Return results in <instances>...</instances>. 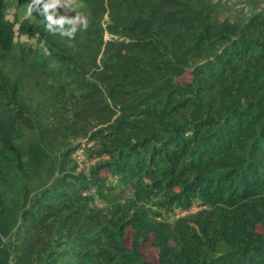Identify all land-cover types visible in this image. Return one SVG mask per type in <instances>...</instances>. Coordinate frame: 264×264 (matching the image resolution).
Wrapping results in <instances>:
<instances>
[{
  "label": "trees",
  "instance_id": "obj_1",
  "mask_svg": "<svg viewBox=\"0 0 264 264\" xmlns=\"http://www.w3.org/2000/svg\"><path fill=\"white\" fill-rule=\"evenodd\" d=\"M12 1L0 264H264V10L239 21L220 18L230 0H76L89 28L69 40L9 20Z\"/></svg>",
  "mask_w": 264,
  "mask_h": 264
},
{
  "label": "rangeland",
  "instance_id": "obj_2",
  "mask_svg": "<svg viewBox=\"0 0 264 264\" xmlns=\"http://www.w3.org/2000/svg\"><path fill=\"white\" fill-rule=\"evenodd\" d=\"M30 2L31 0H13L8 11V19L15 23L22 21L23 19H30L32 22H42L44 20V17H42L38 12H34L32 16L27 15L28 5ZM230 2L231 5H228L230 7L221 11V19L230 17L234 20L241 21V18H243V16L246 17L247 9H249L250 12L255 10H264V0H230ZM78 7L79 6L77 5L76 0H72V10H68V12H65L64 8H60L59 12L61 15L64 14L73 16V13L78 11ZM79 14L85 17L84 14ZM21 39L31 44L34 43V40H29L25 36L21 37ZM184 79L186 80L187 78ZM78 143H81L82 148L76 152L74 158L80 165L81 169H87L91 164L94 163V161L88 159V156L86 154V148H88L89 146L84 140L74 142V145ZM96 205L100 208H105L106 203L103 200L97 198ZM199 209L200 208L195 205L188 211L177 210L170 217H168V220L172 222L190 214H195ZM144 256L146 259L156 260V251L149 245H147L144 249Z\"/></svg>",
  "mask_w": 264,
  "mask_h": 264
},
{
  "label": "clouds",
  "instance_id": "obj_3",
  "mask_svg": "<svg viewBox=\"0 0 264 264\" xmlns=\"http://www.w3.org/2000/svg\"><path fill=\"white\" fill-rule=\"evenodd\" d=\"M72 0H31L28 5L27 15L32 16L38 12L46 21L45 27L53 35L59 34L69 40H74L78 32L87 31L89 28L88 19L79 13L74 17L61 15L60 8L65 12L71 9Z\"/></svg>",
  "mask_w": 264,
  "mask_h": 264
}]
</instances>
